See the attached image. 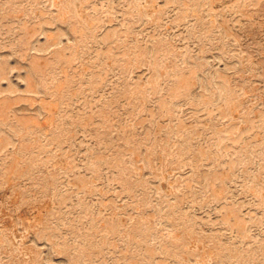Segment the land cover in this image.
Returning a JSON list of instances; mask_svg holds the SVG:
<instances>
[{"label":"rangeland","instance_id":"obj_1","mask_svg":"<svg viewBox=\"0 0 264 264\" xmlns=\"http://www.w3.org/2000/svg\"><path fill=\"white\" fill-rule=\"evenodd\" d=\"M0 264H264V0H0Z\"/></svg>","mask_w":264,"mask_h":264}]
</instances>
